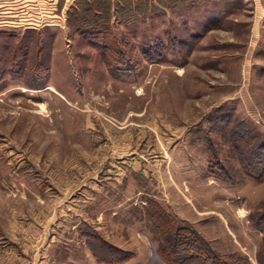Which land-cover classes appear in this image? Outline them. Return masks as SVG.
<instances>
[{
    "label": "rangeland",
    "instance_id": "obj_1",
    "mask_svg": "<svg viewBox=\"0 0 264 264\" xmlns=\"http://www.w3.org/2000/svg\"><path fill=\"white\" fill-rule=\"evenodd\" d=\"M81 25L138 65L118 71ZM0 30L28 45L0 79V264L172 263L151 201L169 239L190 228L222 262L264 264V179L245 168L264 142V0H0ZM112 250L127 259L96 255Z\"/></svg>",
    "mask_w": 264,
    "mask_h": 264
},
{
    "label": "trees",
    "instance_id": "obj_2",
    "mask_svg": "<svg viewBox=\"0 0 264 264\" xmlns=\"http://www.w3.org/2000/svg\"><path fill=\"white\" fill-rule=\"evenodd\" d=\"M86 5H88V1L85 2ZM93 7V4H90L89 3V7ZM70 12V11H69ZM70 14V13H69ZM88 18V16H87ZM107 20H109L107 18ZM85 26L82 27V25L80 26L81 30L83 29H86L84 30L85 32V35L87 36H90V39L91 41L95 44V46L97 48H99L100 52L103 54V56L105 57H108L107 55H111V54H118L119 55V58L116 59V66L118 67V71H122V72H126V71H129L133 68H135L133 66V64H131L132 62L131 61H134L137 65H138V62L137 60H134L132 56H130L129 58L126 57V52L120 47L118 46L117 44H115L114 42H111V41H108V39L111 38V35H110V30L107 29V28H101V26H98L96 28H84ZM34 30H28L27 32H32ZM0 35H6L5 37V40H4V43H3V47L5 48H13V44H12V41H13V38L16 37V34L13 33V32H10V31H5V30H0ZM198 36L193 34L191 36V38H194L196 39ZM27 39L25 38L24 36V39L16 44L14 46V53H13V61L11 63H8L9 66H2L0 68V79H4L5 77H7L9 74H12V73H16V72H23V68L24 66L27 64L26 60L24 59V54L27 53L26 51L23 53V56H17L15 53L20 51V50H23L25 49V47L28 48V45L25 43ZM171 41L167 42V43H156V46H151V45H145V47L143 48V53L144 55H146L148 57V59L150 60H155V59H163L167 56V52L169 51V49L171 48V44H170ZM27 45V46H25ZM179 45L180 47L186 45V41L185 40H180L179 41ZM153 48V50H152ZM41 51V49L39 50ZM43 51H41L42 53ZM16 56V58H15ZM113 61V59H112ZM41 62V61H40ZM38 62V64L41 65V63ZM42 64H45L42 62ZM46 66V65H45ZM18 70H15L17 69ZM47 69V67H46ZM45 68L42 67V71H45L46 70ZM36 70V69H35ZM33 71V70H32ZM236 133V132H235ZM237 136L241 139H243V136L237 132ZM253 138H250L249 140V145L252 144L251 140ZM262 147H261V146ZM264 142H260L259 143H254L253 145L250 146V149H251V152H250V156L248 157V161L249 163H247L245 165V168H246V171L247 173L255 178V179H258V180H262L264 179ZM260 149V150H257V149ZM263 149V150H262ZM254 174H256L257 176H254ZM152 204L155 205L154 202L151 201ZM153 205V208L150 207V213L153 214L151 215L154 220V222L157 224V227L161 228V229H164L165 233H166V236H165V242H164V245L162 246V249L160 250V254L162 257L166 258L165 257V252L167 250V247L169 246L171 248V250H174V249H179L181 251V249H183L182 245L181 244H186L187 246L184 247L185 249V257H187L188 260H192V259H195L197 257H203L204 259H207L209 260V264H234V262H225V261H220L218 260L217 258H215V256L213 254H211V252L208 250H206V248H204V246L199 242L198 238L195 237V235H193L192 233H190L189 230H191L190 228L186 229V228H181L183 229L184 231L188 232V234H178V236L175 234L177 233L176 230L174 232V237L176 238H168V236L170 235L169 233H172L173 232V227L170 226L168 223L167 225L166 224H163L161 222L160 219H157L155 218V206ZM157 205V208L159 209L161 215H164L168 221H170L169 223H171V221L173 220L172 219V216L169 215L163 207H161V205L159 203L156 204ZM264 219V216L262 217ZM264 222V221H263ZM261 223V221H260ZM169 225V226H168ZM192 231V230H191ZM193 232V231H192ZM180 236V238L182 239H178V237ZM181 240V242H180ZM170 241V243H168ZM104 243V242H103ZM102 243V245H103ZM168 243V245H167ZM178 249L177 250H174L175 251V258L174 260L172 261V263H170L169 261H165L166 264H181L182 262L179 261V257H177L176 255L178 254ZM170 253V252H168ZM96 255L97 257L99 258V260L103 261V262H107V263H112V262H122V261H125L127 258L122 254V253H119L117 250H112V251H108L106 254H99L98 252H96ZM244 259V258H243ZM240 258H237L236 259V263L235 264H239L240 263ZM244 261H246L244 264H250L249 260L246 258L244 259ZM185 264V263H183ZM191 264H203V262H200V261H197V262H193Z\"/></svg>",
    "mask_w": 264,
    "mask_h": 264
},
{
    "label": "built area",
    "instance_id": "obj_3",
    "mask_svg": "<svg viewBox=\"0 0 264 264\" xmlns=\"http://www.w3.org/2000/svg\"><path fill=\"white\" fill-rule=\"evenodd\" d=\"M27 3V2H26ZM26 3H24L23 4V1L20 3L21 4V6L20 7H22V9L24 10V7L27 5ZM9 13H12V12H10L9 11ZM30 20V19H29ZM32 20H34V19H32ZM6 21H8V22H14V19H12V18H6ZM30 23H34V21H29Z\"/></svg>",
    "mask_w": 264,
    "mask_h": 264
}]
</instances>
